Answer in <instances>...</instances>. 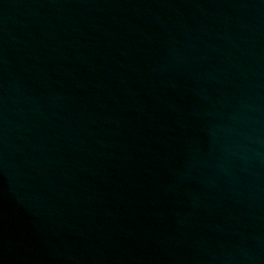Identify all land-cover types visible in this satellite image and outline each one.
<instances>
[{
  "label": "water",
  "instance_id": "95a60500",
  "mask_svg": "<svg viewBox=\"0 0 264 264\" xmlns=\"http://www.w3.org/2000/svg\"><path fill=\"white\" fill-rule=\"evenodd\" d=\"M0 264H264V0H0Z\"/></svg>",
  "mask_w": 264,
  "mask_h": 264
}]
</instances>
